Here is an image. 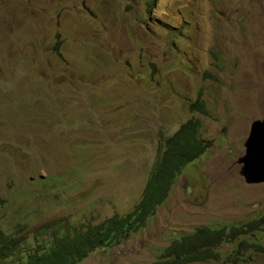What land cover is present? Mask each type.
<instances>
[{
    "label": "rangeland",
    "instance_id": "1",
    "mask_svg": "<svg viewBox=\"0 0 264 264\" xmlns=\"http://www.w3.org/2000/svg\"><path fill=\"white\" fill-rule=\"evenodd\" d=\"M199 95L208 114L190 110ZM190 117L209 149L146 226L77 264L150 262L197 225L264 214V183L238 162L264 117V0H0V230L25 249L48 240L46 224L130 211L159 144Z\"/></svg>",
    "mask_w": 264,
    "mask_h": 264
},
{
    "label": "trees",
    "instance_id": "2",
    "mask_svg": "<svg viewBox=\"0 0 264 264\" xmlns=\"http://www.w3.org/2000/svg\"><path fill=\"white\" fill-rule=\"evenodd\" d=\"M191 111L208 114L205 101L199 95L191 102ZM202 121L190 117L180 124L163 143L153 169L144 186L141 199L125 214L115 213L86 228L70 230L62 225L46 224L52 231L47 241L32 249L16 232L0 230V264H77L93 250L110 247L146 226L158 206L165 203L177 183L183 168L203 155L212 145L211 139L200 137ZM5 202L0 196V206ZM237 242L229 253L220 246ZM246 249L264 253V214L239 222L219 221L213 225H197L193 231L173 238L161 249L157 258L135 264H189L244 258Z\"/></svg>",
    "mask_w": 264,
    "mask_h": 264
},
{
    "label": "water",
    "instance_id": "3",
    "mask_svg": "<svg viewBox=\"0 0 264 264\" xmlns=\"http://www.w3.org/2000/svg\"><path fill=\"white\" fill-rule=\"evenodd\" d=\"M244 146L239 174L248 184L264 182V117L252 121Z\"/></svg>",
    "mask_w": 264,
    "mask_h": 264
},
{
    "label": "clouds",
    "instance_id": "4",
    "mask_svg": "<svg viewBox=\"0 0 264 264\" xmlns=\"http://www.w3.org/2000/svg\"><path fill=\"white\" fill-rule=\"evenodd\" d=\"M198 118H199V117H198ZM256 119H257V118H256ZM200 120H201V119H200ZM182 123H183V122H182ZM179 126H180V125H179ZM202 127H203V122H202ZM202 127H201V129H202ZM177 129H178V128H177ZM177 129H176V130H177ZM176 130H175V131H176ZM249 130H250V129H249ZM200 132H201V130H200ZM200 132H199V134H200ZM200 137H201V136H200ZM201 156H202V155H201ZM198 158H199V157H198ZM198 158H197V159H198ZM193 162H194V161H193ZM189 164H190V163H189ZM181 173H182V172H181ZM262 183H264V182H262ZM176 184H177V183H176ZM256 184H257V183H256Z\"/></svg>",
    "mask_w": 264,
    "mask_h": 264
},
{
    "label": "crops",
    "instance_id": "5",
    "mask_svg": "<svg viewBox=\"0 0 264 264\" xmlns=\"http://www.w3.org/2000/svg\"><path fill=\"white\" fill-rule=\"evenodd\" d=\"M204 127V126H203ZM199 159V158H198ZM198 159H196L194 162H192L190 165H194L197 161H198ZM192 186V185H191Z\"/></svg>",
    "mask_w": 264,
    "mask_h": 264
}]
</instances>
